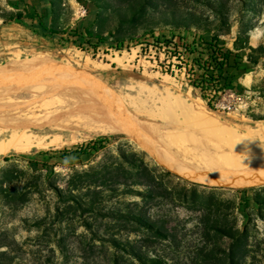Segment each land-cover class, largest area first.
I'll list each match as a JSON object with an SVG mask.
<instances>
[{"label":"rangeland","instance_id":"rangeland-1","mask_svg":"<svg viewBox=\"0 0 264 264\" xmlns=\"http://www.w3.org/2000/svg\"><path fill=\"white\" fill-rule=\"evenodd\" d=\"M75 31L103 47L172 31L219 39L242 58L235 90L246 103L238 110L211 108L179 77L143 72L121 57L90 56ZM19 65L46 76L49 85L32 92L45 82L26 79L20 87L16 78L28 74H7ZM0 71L1 100L22 97L20 104L29 105L23 119L0 115V140L9 137L4 127L11 121H38L43 126L31 132L44 139L29 151L0 156V264H264V184L193 182L162 164L137 136L104 132L116 100L132 105L142 120L223 145L215 128L165 107L180 98L264 146V132L258 133L264 130V0H0ZM36 93L61 107L29 113ZM90 143L101 148L79 155Z\"/></svg>","mask_w":264,"mask_h":264},{"label":"bare ground","instance_id":"bare-ground-1","mask_svg":"<svg viewBox=\"0 0 264 264\" xmlns=\"http://www.w3.org/2000/svg\"><path fill=\"white\" fill-rule=\"evenodd\" d=\"M27 67L28 66L19 65V66L15 67L13 70H10V71L6 70V71H7V74L9 73L12 76H16V75L19 76L21 74H24V75L28 74V75H26V77L23 76L22 78L19 77V79L16 78V81L18 80L17 82H15L16 84H18L19 82L26 80V79H29V80L33 79L36 82H42V81L45 82L44 84L35 83L36 86L34 88L30 87L32 92L38 91V93H39V91L44 89L45 86L49 85V83L46 84L47 81H45V80H49V78L48 79L45 78L46 76H44L43 74H40L43 76L39 75L40 77H38V76L36 77L33 73L29 72L30 70ZM0 72H2V71H0ZM0 76H1V74H0ZM6 79H7V77H6ZM11 79L13 80V78H11ZM68 80H70V79H68ZM9 81H10V83L12 82L10 79H9ZM9 81L6 80V82H9ZM14 81H15V78H14ZM52 82L53 81H51L52 85L58 84L55 81H54V83H52ZM68 82L71 83L72 81H68ZM0 83H1V81H0ZM23 83H26V82L25 81L21 82V85L19 83V86L21 87L23 85ZM1 84H4V82ZM5 84H6V86H4V85L3 86L7 87V83H5ZM27 84H29L28 81H27ZM40 85H43V86H40ZM11 86H12V84H11ZM16 86L17 85H15L14 88ZM69 86L72 87V89H73V87L75 88V85L69 84ZM26 87H27V85H26ZM25 88H24V90H25ZM28 89H29V86H28ZM2 90H4V89H2ZM17 90H19V89H17ZM74 90L75 91L78 90L77 87ZM151 90H150V92H153ZM0 91H1V87H0ZM26 91L27 90L22 91V92H26ZM19 92H20V90H19ZM154 92H157V91L154 90ZM9 93H10V90H9ZM14 93H16V92H14ZM40 94L36 93V95H39V96L37 98L35 97L34 100H31V101L35 102V105L29 109V113L38 116L42 112H46L47 110H51V109L61 107V104H59L56 101L46 102L45 101V99H46L45 95L44 94L40 95ZM3 95H5V94H3ZM108 95H111V94H108ZM169 95H170V93H169ZM5 96H6V98H8L7 95H5ZM14 96H15V94H14ZM48 96H50V95H48ZM69 96H71V95H69ZM79 96H81V95H79ZM31 97H32L31 99H33V96H31ZM81 97H84V96H81ZM172 97H173V95H172ZM177 97H179V96H177ZM67 98H68V95H67ZM25 99L26 98L22 99V97H16L15 100L10 99V101L8 102V100H9V98H8L7 100H5L6 101L5 102L4 100L2 101L0 98V112H1L0 115L2 114V115L9 116L13 120L14 119L15 120L16 119H23L25 117L26 112H28V110L26 108L29 107V105L26 106L25 104L24 105L20 104L19 100H25ZM59 99H61V97H59ZM64 100H66V99H64ZM74 100H76V99H74ZM84 100L85 99H83L82 101H84ZM114 100H115V98H114ZM163 100H165V99H163ZM60 101H63V99ZM67 101L68 100H66L65 102H67ZM65 102L63 103L64 105L66 104ZM115 102L117 105H114V104L110 105V107H112L114 110L115 117L114 116L113 117L115 119L113 118V120H110L108 122L106 121L107 123L104 125L106 127V129L104 130V132H106V133L107 132H113V133L114 132H117V133L121 132V133H127V134L129 133L132 136H134V135L137 136L139 138V141L146 148H148L153 154H155L157 159L162 164H164L166 167H168L169 169H171L175 173L185 177L186 179H188L190 181L197 182V183H203V184H207V185H213V186L244 187V186H256V185L264 184V146L257 144V142H255V140H251L250 136L248 135L249 133L247 134L248 136H242L243 134L242 135L236 134V132L230 126H226V125L224 126L218 119L215 118L214 115L204 113L199 108L192 107L193 105L188 106L184 103V101L182 102L180 100V98L175 99V100L169 99L165 103V107H169V108H173V109L179 108V110H181V112L186 117H188L191 120L193 119L194 121L196 120V122H198L200 125H202V126L205 125V126H210L211 128H215V130L217 131L216 133L219 134V135H215L216 138L219 137L220 141L223 143V145H216L217 141L216 142H210V140H213L212 137H210V138L209 137L208 138L203 137L200 134H198L196 131L187 130L185 128H184V130L177 129V128H175V129L169 128L166 126L156 125V124L147 122L146 120H142L138 117V115H135V114H137L136 112L134 113V111L133 112L131 111L132 105L125 106L123 104L117 103L116 100H115ZM67 103L70 104L69 101ZM73 104H75V103H73ZM128 104H130V103H128ZM24 106H26V108ZM64 107L66 108V106H64ZM67 111H69V110H67ZM73 111H75V110H73ZM161 111H162V109H161ZM167 112H169V111H167ZM49 113H51V115L54 114V113H52V111ZM164 113H165V111H164ZM72 114H74V112ZM75 114H77V113H75ZM143 114H145V113H143ZM175 114H176V112H175ZM46 115H43V116L46 117ZM78 115H80V113H78ZM98 115L99 114H97V116ZM37 116H35V117H37ZM65 116H66V114H65ZM179 116H182V114ZM67 117H68V115H67ZM70 117H71V115H70ZM72 117H74V115ZM104 118H105V115H104ZM108 118L110 119L111 117H108ZM46 119L50 120V118H46ZM101 119H102V121H104L102 116L100 118V122H101ZM25 120H26V118H25ZM37 120H39V119H37ZM49 120H46V121H49ZM51 120H53V119L51 118ZM68 120H69V123L66 119L67 124H70V122L73 120L75 121V119H73V120L68 119ZM41 121H43V120H41ZM74 121L71 123H75ZM77 123H79V122H77ZM23 124H21L19 122L13 123L11 121L10 125L5 124L6 125L5 127H4V125L2 126V127H4L5 131L6 130L10 131V135L8 138L6 137V138L0 140V156L2 154H6V153H9L11 151H16L18 153L21 151H24V152L29 151L33 147L41 145V143H42L41 141L44 139L41 138V141L38 140L37 136L32 133L33 132L32 129L33 128H41L43 125L41 123H39L38 121L36 123L33 122V125H31V124L23 125ZM261 124L259 125L260 127H261ZM59 125H61V124H59ZM56 127H59V126L56 125ZM44 128H45V126H44ZM135 130H137L138 133H136ZM7 131H6V133H7ZM261 132H264V130L258 131V133H261ZM260 140H262V139H260ZM224 143H226V144H224Z\"/></svg>","mask_w":264,"mask_h":264},{"label":"built area","instance_id":"built-area-1","mask_svg":"<svg viewBox=\"0 0 264 264\" xmlns=\"http://www.w3.org/2000/svg\"><path fill=\"white\" fill-rule=\"evenodd\" d=\"M86 52L92 57L124 58L143 72L179 77L181 86L197 90L217 110H238L246 103L245 96L235 90L234 73L241 69L242 60L216 38L172 31L144 39L116 41L105 47L99 45Z\"/></svg>","mask_w":264,"mask_h":264},{"label":"trees","instance_id":"trees-1","mask_svg":"<svg viewBox=\"0 0 264 264\" xmlns=\"http://www.w3.org/2000/svg\"><path fill=\"white\" fill-rule=\"evenodd\" d=\"M16 18L18 19V20H22V18H23V16H22V14H17L16 15ZM40 25L42 26V27H45V23L41 20L40 22ZM76 35L74 36V38H78V39H84V41L83 42H78V41H76V43L77 44H80V48L81 49H84V50H89L91 47H98L99 45H100V43H102V42H99V41H101L100 39H98L97 38V40H98V42H93V40H92V38H90V37H86V36H84V35H77L78 34V32L77 31H75L74 32ZM236 58H239V59H241L242 60V58L240 57V56H238L237 54H235L234 55ZM237 63H235V65H236ZM235 67H237V65L235 66ZM235 79V78H234ZM211 108H213V107H211ZM101 147H97V145H96V143H90V144H88L86 147H85V149H81V151L79 152L80 154L79 155H81V156H88L90 153H91V151H95V152H97L99 149H100ZM131 254H133V253H131ZM114 264H117V259L114 261Z\"/></svg>","mask_w":264,"mask_h":264},{"label":"crops","instance_id":"crops-1","mask_svg":"<svg viewBox=\"0 0 264 264\" xmlns=\"http://www.w3.org/2000/svg\"><path fill=\"white\" fill-rule=\"evenodd\" d=\"M242 79L246 80V77L245 78H242Z\"/></svg>","mask_w":264,"mask_h":264}]
</instances>
